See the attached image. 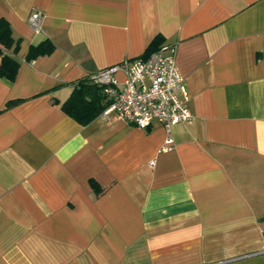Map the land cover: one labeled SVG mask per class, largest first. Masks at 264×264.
I'll list each match as a JSON object with an SVG mask.
<instances>
[{
	"label": "crops",
	"instance_id": "0c3cea01",
	"mask_svg": "<svg viewBox=\"0 0 264 264\" xmlns=\"http://www.w3.org/2000/svg\"><path fill=\"white\" fill-rule=\"evenodd\" d=\"M0 18L19 38L0 77V264H264V0H0ZM154 39L189 95L172 147L158 123L64 112L75 81Z\"/></svg>",
	"mask_w": 264,
	"mask_h": 264
},
{
	"label": "built area",
	"instance_id": "2783aa9c",
	"mask_svg": "<svg viewBox=\"0 0 264 264\" xmlns=\"http://www.w3.org/2000/svg\"><path fill=\"white\" fill-rule=\"evenodd\" d=\"M40 18L38 11L28 17L36 32ZM90 79L101 87L104 96L101 116L108 118L113 113L140 129H149L154 123L162 125L167 134L164 149L173 146L171 127L191 119L189 95L175 64L173 45L162 44L147 54L125 58L98 70Z\"/></svg>",
	"mask_w": 264,
	"mask_h": 264
},
{
	"label": "trees",
	"instance_id": "16d2710c",
	"mask_svg": "<svg viewBox=\"0 0 264 264\" xmlns=\"http://www.w3.org/2000/svg\"><path fill=\"white\" fill-rule=\"evenodd\" d=\"M159 42L160 39H154L143 54L154 50ZM18 47L19 38H13L9 23L6 19L0 18V77L8 80L15 78L19 67V60L15 54ZM53 47V43L48 39L32 44L28 48L26 60L34 59L40 54L50 53ZM105 104L101 87L88 77L74 82L71 93L61 102V108L79 123L87 124L100 114ZM91 185L95 187L96 183L91 180Z\"/></svg>",
	"mask_w": 264,
	"mask_h": 264
}]
</instances>
